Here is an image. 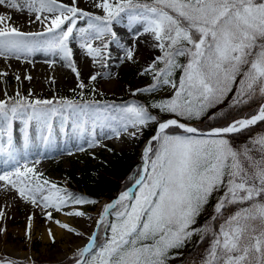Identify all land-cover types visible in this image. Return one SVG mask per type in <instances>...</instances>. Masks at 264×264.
<instances>
[{
	"label": "snow or ice",
	"instance_id": "1",
	"mask_svg": "<svg viewBox=\"0 0 264 264\" xmlns=\"http://www.w3.org/2000/svg\"><path fill=\"white\" fill-rule=\"evenodd\" d=\"M0 5L26 11L27 24L41 26L40 31H24L11 22V15H0V57L5 61L24 60L38 52L58 55L76 74L77 87L84 90L88 85L80 79L72 60L73 41L86 50L94 65L99 63L107 69L113 59L111 45L118 50L117 66L135 64L141 37L150 35L154 41L151 47L160 54L139 74L151 75L153 82L130 91L135 96L171 89L169 96L153 101L151 107L176 118L162 119L135 101L116 104L84 100L83 91L79 101L63 97L29 99L19 92L15 98L5 93L6 99L0 100V135L6 138L0 152L17 165L13 148V122L17 119L23 125L25 143L33 121L39 125L36 135L48 143L51 118L57 115L65 121L74 116L72 123L77 130L86 128L90 121L108 129L103 135L117 139L122 135L138 139L144 128L156 125L143 149L141 165L129 177L133 186L103 205L94 221L96 230L88 235L55 219L53 211L84 218L87 213L78 206L97 201L41 179L42 174L27 164L23 170L17 166L14 173L0 175V181L11 183L21 199L40 208L46 221L69 234L86 236V242L74 249L68 264H167L175 258L174 249L198 234L202 240L207 237L211 241L200 264H264V135L251 142L259 146L258 158L254 155L256 147L237 148L225 137L264 122V0L94 2L93 7L103 15L81 8L79 0H0ZM125 19L128 39L122 40L112 25ZM81 21L86 22V27L79 25ZM137 24L140 31L134 30ZM95 40L101 43L95 45ZM180 58H184L183 63ZM45 62L51 66L55 60ZM6 75L0 72V76ZM100 75L91 74L89 83ZM104 75L110 77L111 73ZM16 79H20L19 75ZM25 79L31 80V76ZM230 93L234 95L229 107L247 104L257 96L261 102L255 112L207 133L190 123L222 103ZM28 95H32L31 91ZM172 127L183 130V134H170ZM87 143L89 147L99 146V137L93 132ZM13 175L20 179L19 185ZM214 194L218 195L213 214L203 225L194 227ZM231 206L236 210L225 214ZM33 219V215L27 217L25 235L29 240ZM100 229L104 230L102 238ZM47 236L56 243L51 227L47 228Z\"/></svg>",
	"mask_w": 264,
	"mask_h": 264
},
{
	"label": "rangeland",
	"instance_id": "2",
	"mask_svg": "<svg viewBox=\"0 0 264 264\" xmlns=\"http://www.w3.org/2000/svg\"><path fill=\"white\" fill-rule=\"evenodd\" d=\"M64 2L68 3L69 0H64ZM94 2H99V0H79V6L93 14L103 15L100 9L93 7ZM3 6L4 5H0V11H2ZM20 12L21 11H19V13ZM26 25L27 26H25L24 29L22 26H20V23L16 24V26L22 27V30L24 31H29L28 28L30 26H33H29L28 24ZM79 25L81 27H86V22L81 21L79 22ZM112 27L113 30L118 34V36L122 38V40L128 39V26L126 19L123 20L119 25L114 23ZM134 30L140 31L141 26L139 24L135 25ZM93 43L95 45H99L101 41L95 40L93 41ZM153 43L154 41L150 35L142 36L141 42L139 44L137 63L119 66H117L118 61L115 59L118 54V50L116 49L115 45H111L110 51L112 53L113 59L108 62L110 67L105 69L102 68L99 63H96L94 65L92 62V58L86 55V50H82L78 46L77 42L73 41L70 44V47L73 48L72 60L76 64L77 70L80 72V79L86 85H88V87H86L84 90H81L77 87L78 81L76 78V74L72 72L70 67L66 66L65 63L60 60L58 55L56 57H53L51 55L45 56V54L42 52L34 54V57L31 56V63L28 62L29 58L18 60L21 63L22 67L31 70L29 72H23L22 70H18L13 66H10L9 68H1L2 65L12 63L13 61L16 62L17 59L9 58L6 63L5 59L3 57H0V60H4L0 61V72L7 73L6 76H0V83L2 84L3 88L8 91L7 97L9 98H15L16 93L19 92L21 95L28 97L29 99H59L63 97L79 101L81 100V92L83 91L84 100H95L101 102L107 101L116 104H122L126 101H135L139 104L147 106L149 108V111L153 115H158L163 119L171 115L160 113L158 109H154L151 107V103L153 101L169 96L171 94L170 88H163L153 93H138L135 96H133L132 91H130L135 90L136 88L146 87L153 82L151 75L139 74L140 70L145 68L155 58L156 55L160 54L158 49L151 47ZM32 57L35 59H33ZM53 59L55 60L54 65L52 64L50 66L45 62L46 60ZM180 60L182 63L184 62V58H180ZM39 63L43 64L38 66L37 64ZM84 63L86 66L82 67L81 64ZM21 66L18 67L21 68ZM162 66L163 65H159V67ZM33 68L38 69L37 75L34 77L32 74H30L36 73L33 71ZM62 69L63 71L60 74L61 79L53 74V72H56L58 70L60 72V70ZM177 72L178 75L176 80L178 82L179 71ZM63 73H67L65 74L66 79L64 78ZM93 73H101V75L98 76L96 81L89 83V76ZM104 73H111V76H105ZM17 75H19L20 77L19 80L16 79ZM26 76H31V80L25 79ZM110 82L114 85V87L106 85V83ZM92 88H95L96 91L93 92L91 90ZM29 91H31L32 93L31 96L28 95ZM3 99H6V97L0 94V100ZM216 106H218V104L214 107ZM208 110H210V108L206 111ZM206 111L200 118L194 119L191 122L201 121L205 116H207ZM73 120H75L74 116L70 117L67 121L63 120V117L59 115L53 116L51 118V135L54 134V138L56 139L55 144L50 145L48 143L47 146L36 147L35 149H17V147L15 146L14 148H16L15 151L17 152V159L19 160L18 165L15 162L11 161L7 154L3 152L4 155L2 156V158H4V162L6 163L0 165V175L6 173H14V170L17 166L21 167V170H23V166L27 164L28 167L35 168L36 173L42 174L41 179H47L50 182L55 183L59 188L67 189L69 191L70 186H76L74 184V174L79 175L80 171L83 168L91 169L94 167H97L101 171V173L105 172L103 169H101V167L104 161H111L113 159L115 151L123 155L122 166L126 165L127 168H130L131 165H133L131 172H133L132 170L134 169V167H136L137 163L138 165H141V156L143 152L142 147L144 144L141 138L144 137L146 128L143 129V133L139 136L138 139H132L127 135H122L118 139L120 140L118 141L120 146H118L114 138H108L107 136L103 135V133L108 131V129H101L99 125H92V123L89 121L86 128H84L83 130H77V128L72 123ZM0 126H2V122H0ZM13 126L15 127L16 132L23 129V125L19 119L13 122ZM93 132L97 137H99V146L89 147L87 141L92 137ZM109 135H111V133H109ZM261 135H264V131L262 133L253 135L250 142L248 143V146L257 148V152L254 153L257 158L259 156V146L253 145L251 142L258 139ZM225 137L228 139L226 135ZM78 148H83L84 150L80 151L78 150ZM109 149L111 151H109ZM69 152H71L72 154L70 155ZM20 157H23V159H21ZM121 178L122 176H119L117 178V186L119 185ZM12 179L16 180L18 185L20 184L19 178L13 175ZM4 185L12 188V191L14 192V201L11 208L7 207L5 209V206L3 208V204L0 206V211L4 213L3 216H0V230H2L0 231V239L3 241L1 245L4 244L9 248H15L16 250L24 253L28 251L30 252V256L29 258L25 256L18 257L14 256V254L10 255V253H5L4 250L0 249L1 256H4L6 259L17 258L16 260L20 264H59L64 261V258H68L66 257V255L60 257L62 256V253L70 251L69 254L72 255L71 253H73L74 249L78 247L77 246L72 249V246L75 243H78V240L86 239V237L82 238L73 234H69L65 230L64 231L66 235H56L55 244L51 243L49 239H43L41 237L43 231L41 227L44 226L48 221H46L44 216L42 215L41 209L34 208L31 203L25 202L23 199H21L18 192L16 191V188L13 187L11 183L5 182ZM82 188L86 190L84 187ZM134 191H138V189ZM217 195L218 194H214L210 199L206 208L197 218L194 227L203 225L205 221H207L213 214V205L216 203ZM107 197V194L98 195L97 197H86L87 199L97 201V203L94 204H85L83 206H78L87 213V217L70 218L55 211H53V216L57 220L69 223L71 226L77 228L83 233L89 232L94 228V221L98 217V213L102 209L103 205L110 201V199H108ZM233 210H236V206H234ZM29 215L34 216L31 240H29L25 235L28 224L27 217ZM62 216L66 217L67 221L63 220ZM88 217H91L92 219H88ZM101 230L102 229L98 231L100 232ZM103 233L104 230L102 231V233H99V236L101 238L103 237ZM200 236L201 235L199 234L195 235L188 242H186L183 247L174 249L172 251V255H174L175 258L169 259L167 264H180L183 258V254L186 252L187 248L192 245L194 238L198 239ZM2 241H0V243ZM10 259L8 261H11Z\"/></svg>",
	"mask_w": 264,
	"mask_h": 264
},
{
	"label": "trees",
	"instance_id": "3",
	"mask_svg": "<svg viewBox=\"0 0 264 264\" xmlns=\"http://www.w3.org/2000/svg\"><path fill=\"white\" fill-rule=\"evenodd\" d=\"M178 72L175 74V79H177ZM234 93H230L228 97L218 106L211 107L210 110L206 111L207 116H205L201 121L197 122L201 128H208L214 125H226L233 118L239 117L240 115H249L253 111L256 110L259 103L261 102L259 97L257 96L254 100L250 101L247 104L229 107L230 101L232 100V96ZM221 110L223 113L221 114ZM212 117H215L214 119ZM155 124H150L145 129V133L148 134L154 130ZM170 133H183V130L172 127L168 130ZM264 131V122H257V124L250 126L247 129L242 130L238 133L225 134L232 145L237 148H242L245 145H249L248 143L251 140L253 135L258 133H262ZM123 155L114 152L113 159L111 161H104L101 169L105 172L101 173V171L97 168L91 169H82L79 175L74 174L76 186H73L71 189V193H79L87 196H95L102 194H107L108 196H113L114 193L124 188V186L132 183V180L129 179L130 176L134 175L131 172L132 166L127 168L126 165H123ZM138 166L134 167L133 172L137 169ZM123 171V172H122ZM125 172V173H124ZM121 177V181L117 186L118 177ZM116 183V184H115ZM84 187L86 190L83 192ZM234 206H231L230 209L226 210L225 214L230 211H234ZM210 245V238L201 239V236L197 239L194 238L192 245L187 248L186 252L183 254V258L180 264H200V259L206 254L207 249ZM68 261V258L65 260Z\"/></svg>",
	"mask_w": 264,
	"mask_h": 264
},
{
	"label": "bare ground",
	"instance_id": "4",
	"mask_svg": "<svg viewBox=\"0 0 264 264\" xmlns=\"http://www.w3.org/2000/svg\"><path fill=\"white\" fill-rule=\"evenodd\" d=\"M12 2V0H9V3H11ZM1 10V9H0ZM19 11L20 10H18V9H14V8H11L10 6H8V5H4L3 6V8H2V11H0V15H11V17H12V23L13 24H19L20 23V26H22L23 28L25 27V26H27L26 24H27V20H28V13L26 12V11H21L20 13H19ZM27 13V14H26ZM22 24V25H21ZM25 29V28H24ZM28 30H31V31H40L41 30V26L39 25V24H33V26H30L29 28H28ZM43 53V52H42ZM35 56V55H34ZM33 56V57H34ZM38 56V55H37ZM49 56V55H48ZM32 57V58H33ZM29 58V60H32L31 59V57H28ZM33 59H35V58H33ZM44 59V58H43ZM45 60V59H44ZM0 61H4V60H0ZM8 61V60H7ZM6 62V61H5ZM17 62V63H16ZM16 62L15 61H13L12 63H2V64H6V65H2L1 66V68H9L10 66H13V67H15V68H17L18 70H22L23 72L24 71H31V70H29V69H27V68H24V67H22L21 66V63L18 61V60H16ZM41 64H43V63H39V64H37L38 66L39 65H41ZM54 65V64H53ZM82 65V67H85L86 65H85V63L84 64H81ZM18 66H21V68H19ZM49 66V65H48ZM31 67V66H30ZM39 68V67H38ZM43 68V67H42ZM50 68V67H49ZM40 69V68H39ZM37 70L38 69H35V68H33V71L34 72H36V73H30V74H32L33 75V77L34 76H36L37 75ZM32 71V72H33ZM63 71V69L62 70H60V72H59V70L58 71H56V72H53V74L54 75H56L58 78H60V74H61V72ZM64 74V75H63ZM62 75L64 76V78L66 79V77H65V74H67V73H63ZM48 76V75H47ZM47 76H45V77H47ZM41 78V77H40ZM35 79V78H34ZM42 79V78H41ZM44 79V78H43ZM61 79V78H60ZM106 85H108V86H110V87H114V85L110 82V83H106ZM5 93H7L8 94V91H6L5 90V88H3V86H2V84L0 83V94L2 95V96H5ZM241 118H243V117H241ZM15 126V125H14ZM14 126H13V129H14ZM39 127V125H37L36 124V122H33L32 124H31V129H30V137H29V139H28V141H27V143H25V141H24V139H23V129H22V131L20 130V131H18V132H15V133H17L16 135L14 134L13 135V137H15L14 139H16L17 140V144H18V146H16L17 148H21V149H23V148H25V147H31V148H33V149H35L36 147H38V145L40 144V145H42V146H47L48 145V143L51 145V144H55V138H54V134H52L51 135V138H50V141L48 142V143H44L43 141H41L40 139H39V137L36 135V129ZM1 136V135H0ZM124 137V136H123ZM53 138V139H52ZM114 140H116V143H117V145L118 146H120L119 145V143H118V141H120V140H118L117 138H114ZM127 140V139H126ZM6 142V138L2 135V137L0 138V145L2 144V142ZM146 144H147V142L145 141V143H144V145H143V149H144V147L146 146ZM16 149V148H15ZM33 151V150H32ZM0 153H2V152H0ZM4 163H6V162H4V158H1V156H0V165L1 164H4ZM4 181H0V206L3 204V208H4V206H5V209L8 207V208H11V206L13 205V201H14V192L12 191V188H10V187H7V185H4L5 184V182L3 183ZM9 204V205H8ZM9 210V209H8ZM63 217V220H66L67 221V218L66 217H64V216H62ZM48 227H51L52 229H53V232L55 233V235H57V236H61L62 234H65L66 235V233H65V231L63 230V229H60L56 224H54V223H49V222H46L45 223V225L44 226H42L41 228H42V235H41V237L43 238V239H48V236H47V228ZM82 229V228H81ZM93 231V229L91 230V231H89V232H86L85 234L86 235H88V234H90L91 232ZM66 237V236H65ZM86 237V236H85ZM0 241H2L1 239H0ZM86 242V239H84V240H78V243H75L73 246H72V249H74L75 247H77V246H80V245H82V244H84ZM3 243V241L0 243V249L1 250H4L5 251V253H10V255H13L14 254V256H25V257H27V258H29V256H30V252H21V251H18V250H16L15 248L13 249V248H9L8 246H6V245H1ZM1 252V251H0ZM70 253V251H66V253L64 252V253H62V256H60V257H63L64 255H67V254H69ZM6 261H8V260H6Z\"/></svg>",
	"mask_w": 264,
	"mask_h": 264
},
{
	"label": "water",
	"instance_id": "5",
	"mask_svg": "<svg viewBox=\"0 0 264 264\" xmlns=\"http://www.w3.org/2000/svg\"><path fill=\"white\" fill-rule=\"evenodd\" d=\"M201 132H204V133H207V132H209V131H211V130H200ZM4 264H6V263H4Z\"/></svg>",
	"mask_w": 264,
	"mask_h": 264
}]
</instances>
